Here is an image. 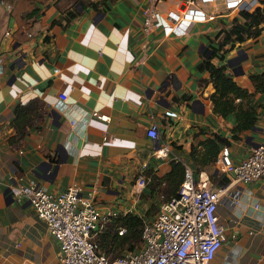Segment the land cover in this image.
I'll return each instance as SVG.
<instances>
[{
  "label": "crops",
  "instance_id": "crops-1",
  "mask_svg": "<svg viewBox=\"0 0 264 264\" xmlns=\"http://www.w3.org/2000/svg\"><path fill=\"white\" fill-rule=\"evenodd\" d=\"M163 1V13L180 6L179 0ZM257 1L256 8L263 7L264 0ZM146 5L147 0H0V264H61L59 243L45 223L28 201L13 196L29 179L54 194L77 185L84 195L95 193L103 213L144 218L176 197L185 166L207 172L226 190L217 215L227 239L212 264H264V178L235 183L215 163L195 160L215 135L227 141L235 164L264 145V92L251 80L264 75V23L260 36L227 46L212 61L227 65L249 94L237 103L257 117L251 129L235 132L236 114H214L215 89L200 65L218 46L220 33L243 20L240 12L190 25L182 36L162 28L146 35ZM71 12L80 15L68 20ZM61 95L67 97L65 109ZM32 102L43 117L16 140V107ZM154 123L156 141L147 135ZM158 148L168 151L158 155ZM140 175L148 184L138 191Z\"/></svg>",
  "mask_w": 264,
  "mask_h": 264
},
{
  "label": "built area",
  "instance_id": "built-area-1",
  "mask_svg": "<svg viewBox=\"0 0 264 264\" xmlns=\"http://www.w3.org/2000/svg\"><path fill=\"white\" fill-rule=\"evenodd\" d=\"M163 0H147L143 10V32L150 34L162 28L167 35L182 36L188 26L206 24L218 18H229L233 13L252 12L257 0H179L177 9L163 13ZM9 10L11 6L2 3ZM6 37L11 32H6ZM60 108H66L67 97L60 96ZM100 120L108 118L94 114ZM177 118L174 112H166ZM150 139L159 140V127L152 124L147 131ZM167 149L158 148L163 155ZM215 165L218 171L235 183L249 184L264 178V145L253 149L240 163L232 161L230 149L222 146ZM148 180L137 178V190L144 189ZM94 192L84 195L83 188L74 185L65 192L54 194L43 188L35 179L13 190L18 200L28 201L49 233L59 243L61 264H212L226 241V233L217 212L225 198L226 190L217 186L207 172L197 174L185 166L184 180L178 196L163 202L152 220L144 221L139 250L127 251L112 258L97 248L96 236L103 232L115 213H103L95 203ZM127 233L119 227V236Z\"/></svg>",
  "mask_w": 264,
  "mask_h": 264
},
{
  "label": "trees",
  "instance_id": "trees-1",
  "mask_svg": "<svg viewBox=\"0 0 264 264\" xmlns=\"http://www.w3.org/2000/svg\"><path fill=\"white\" fill-rule=\"evenodd\" d=\"M79 15L77 12H71L68 20L75 19ZM240 16L243 20L235 19L230 28L220 33L218 36V46L212 49L211 57L200 65L201 70L210 73V79L215 89V92L210 96L214 114L224 118H227L231 114H236L237 126L235 132L251 129L255 125L257 117L251 108L246 109L242 103H237V100H240V102L244 101L249 97V94L227 73V65L217 66L212 61L214 58L219 57L222 50L226 53L225 48L227 46H231V49H233L236 43H244L248 39L261 35L264 23V2L263 7H258L253 12L242 11L240 12ZM222 61H224V57ZM251 80L257 91L264 92V75H252ZM42 117L43 115L37 102H32L25 106L18 105L15 110L13 124L18 131L16 140L24 139L32 129L37 127L36 123ZM203 145L206 150L204 156L194 158L201 164L206 165L216 162L221 147L227 145V141L221 136L215 135L214 139L207 140ZM176 166L177 164H174V169ZM144 221V218L133 214L114 218L106 225L103 232L100 233L99 239L96 240L98 250L112 258L119 257L127 251L139 250L143 245L142 232ZM110 225L114 226L109 227ZM121 226L127 229V233L124 236H119L118 234V228ZM115 251H118L116 253L118 255H114Z\"/></svg>",
  "mask_w": 264,
  "mask_h": 264
},
{
  "label": "rangeland",
  "instance_id": "rangeland-1",
  "mask_svg": "<svg viewBox=\"0 0 264 264\" xmlns=\"http://www.w3.org/2000/svg\"><path fill=\"white\" fill-rule=\"evenodd\" d=\"M227 53V52H226ZM225 53V54H226ZM153 219V216H146V217H144V220H147V221H150V220H152ZM114 225H110L109 227H113ZM100 235L101 234H98L97 236H96V239H99V237H100ZM118 251H115L114 253V255H118V254H116ZM113 256V255H112Z\"/></svg>",
  "mask_w": 264,
  "mask_h": 264
}]
</instances>
